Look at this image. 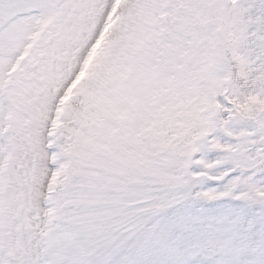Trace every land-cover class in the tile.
Returning a JSON list of instances; mask_svg holds the SVG:
<instances>
[{"label":"snow or ice","instance_id":"obj_1","mask_svg":"<svg viewBox=\"0 0 264 264\" xmlns=\"http://www.w3.org/2000/svg\"><path fill=\"white\" fill-rule=\"evenodd\" d=\"M0 264H264V0H0Z\"/></svg>","mask_w":264,"mask_h":264}]
</instances>
